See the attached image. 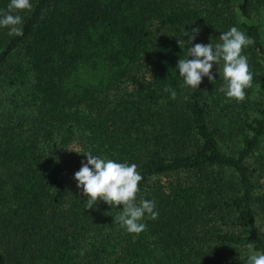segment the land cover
Returning <instances> with one entry per match:
<instances>
[{
  "label": "trees",
  "instance_id": "obj_1",
  "mask_svg": "<svg viewBox=\"0 0 264 264\" xmlns=\"http://www.w3.org/2000/svg\"><path fill=\"white\" fill-rule=\"evenodd\" d=\"M10 0H0V13ZM0 27V264H247L264 253V0H30ZM236 27L252 87L185 85L187 47ZM199 28L192 43L185 32ZM178 40L183 41V49ZM191 59V57H189ZM175 91V98L165 89ZM136 164L140 234L87 197L82 153Z\"/></svg>",
  "mask_w": 264,
  "mask_h": 264
},
{
  "label": "clouds",
  "instance_id": "obj_2",
  "mask_svg": "<svg viewBox=\"0 0 264 264\" xmlns=\"http://www.w3.org/2000/svg\"><path fill=\"white\" fill-rule=\"evenodd\" d=\"M31 9L30 0H10L7 12L0 13V27L7 28L10 36H22L20 25L23 18L14 13ZM199 31V28H193L191 32H185V36L189 37L187 40L189 45L196 39ZM220 41L214 46L211 43H196L187 47V58H180L176 68L185 85L195 89L199 88L204 77L211 82L215 81L216 77L212 73L213 64L220 66L222 61V68L219 67L218 70L224 85L219 91L225 93L229 100L243 102L247 95L246 89L251 88L253 82V74L243 52L254 41L236 27L221 33ZM178 44L183 49V41L178 40ZM165 91L170 92L171 98H175V91L167 88ZM67 150L82 153L87 158L86 162L81 161L82 166L73 177L77 182V188L82 189L83 196L87 197L86 209L93 208L98 201H103L110 208L122 206L121 212L114 219L132 234H140L145 230L146 225L141 221L146 214L151 219L158 217V212L154 211V201L141 200L139 204L136 202L140 191L139 183L143 179L136 164L102 158L91 151ZM247 264H264V253L250 249Z\"/></svg>",
  "mask_w": 264,
  "mask_h": 264
}]
</instances>
